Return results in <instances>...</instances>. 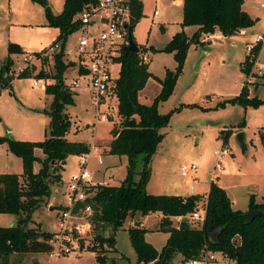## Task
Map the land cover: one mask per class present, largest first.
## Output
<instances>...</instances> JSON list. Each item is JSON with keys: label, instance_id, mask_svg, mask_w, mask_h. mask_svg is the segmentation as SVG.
<instances>
[{"label": "rangeland", "instance_id": "374dc122", "mask_svg": "<svg viewBox=\"0 0 264 264\" xmlns=\"http://www.w3.org/2000/svg\"><path fill=\"white\" fill-rule=\"evenodd\" d=\"M46 1L53 13L57 14L61 11L63 0ZM140 2L142 13L131 30L133 39L140 49L143 45L149 44L160 48L167 42L171 33L180 27L185 34H191L193 24L182 26L179 24L182 13L181 5L176 0H140ZM260 2L264 0H242L241 7L254 18L253 24L243 28L242 31L232 35L211 37L201 42L191 41L188 45L181 72L175 80L171 93L157 105L159 113L170 112V115L168 124L160 129L164 136L149 161V175L145 184L148 193L182 195L196 191L201 193L206 191L209 180L213 179L234 191L233 195L237 198L236 205L239 209H245L247 196L250 193L259 198L258 191L250 189L249 185L261 188L264 183V147L260 140V133L264 130V103L244 106L228 102L227 99L237 95L245 82L244 73L239 67L246 54L245 41L253 39L256 32L264 30V7L259 5ZM153 10L157 11L156 14H153ZM57 32V26L46 23L43 7L36 0H0V64L5 63L8 58L13 60L9 68L12 82L5 89L0 86V136L5 135L6 130H12V137L18 140L36 141L47 136L46 110L52 97L42 91V86L32 85V79H36V76L16 77V74L24 67L33 68L32 74L39 68L47 75L53 72L52 56L34 60V54L49 48ZM76 35L77 32H71L64 43L62 60L74 62L63 72L62 81L66 85L78 76L76 74L78 61L73 50ZM8 42L17 43L22 52L8 53ZM56 44L59 48V41ZM145 55H148L147 69L153 76H149L144 87L137 92V97L141 103L149 104L159 91V84L154 76L162 77L165 68L173 70L175 61L171 52L148 51ZM257 63L264 64V49ZM117 71L118 65L114 64L111 67L113 77L117 76ZM40 79L44 81L43 78ZM245 88L247 97L256 96L264 99L260 76L255 78L252 84L248 83ZM72 89V103L65 106V112L70 119L66 138L91 147L86 169L92 175V184L119 185L126 174V157L105 152L110 140L109 129L112 126L119 127V116L115 115L112 120L105 122H95L91 97L84 83L80 82ZM175 107L179 109L171 111ZM225 130L229 131L223 144L222 135ZM238 134H241V142L237 138ZM241 143L244 150H241ZM222 145L226 147L228 154L221 162L222 172L217 173L213 171V151L218 150ZM7 154L17 160V157L11 153ZM34 155L38 158L43 157L39 149L34 150ZM10 160L0 155V172L16 173V161L12 159L13 161L10 162ZM77 161L76 155L69 154L62 169L59 170L60 181H54L52 177L49 179L50 191L55 197V200H52L54 205L50 209L46 207L48 196L43 198L31 213V219L38 223L42 230L56 229V211L61 203H65L66 182L70 174L77 172ZM178 164H194L196 180L182 177L179 174ZM39 166V162L34 161L33 171H37ZM140 168L141 155L136 159L135 170L139 171ZM18 173H21V169ZM16 219L15 214L0 213V226H11L15 224ZM131 220L132 218L127 216L121 227L114 231L113 249L105 253L106 264H135V253L126 230ZM157 220L153 213L141 218L145 227L144 240L159 249L166 234L156 230ZM182 221L190 226H199L197 221L191 220L187 215L183 216ZM172 222L173 225L176 224V220ZM109 232V227L105 225L102 234L107 235ZM89 236L90 234L82 236L84 239L78 244L79 249L75 244L74 249L67 254L51 258L45 253H40L35 258L44 264L51 262L97 264L94 252L81 248L84 241L92 244ZM102 246L109 248L105 244ZM27 258L24 255L20 256L19 253H13L8 261L11 264H26L28 261L32 264L36 263ZM179 258V254L175 253L170 264H175ZM224 258L228 257L224 256ZM19 260H22V263ZM219 264H235V262L232 259H225Z\"/></svg>", "mask_w": 264, "mask_h": 264}, {"label": "trees", "instance_id": "16d2710c", "mask_svg": "<svg viewBox=\"0 0 264 264\" xmlns=\"http://www.w3.org/2000/svg\"><path fill=\"white\" fill-rule=\"evenodd\" d=\"M36 1L43 7L46 23L58 27V32L50 43L52 45L59 41V48L52 55L53 72L47 75L39 68L32 74L33 68L24 67L16 77L34 75L44 79L43 91L52 97L46 110L48 134L36 141L0 136V144H5L6 150L18 157L21 163V173L0 172V213L17 215L15 224L0 226V264H11L8 259L13 253H44L50 249L48 239L51 231L42 230L31 219V213L43 198L49 196V179L52 177L54 181H60L59 170L66 157L69 154L78 156L89 152L87 144L70 141L65 137L70 128L65 106L72 103L73 91L70 85L64 84L62 77L64 70L74 62H64L62 57L67 35L81 27L74 15L91 0H63L61 11L57 14L51 11L46 0ZM241 2L242 0H181L180 25L197 26L190 36L179 29L161 48H153L149 44L147 48L142 46L140 49L137 46V50L132 51L126 46L116 59L119 67L114 82L120 120L118 128L112 126L109 129L107 152L126 157V174L119 185L93 184L86 188L84 203H88L92 210V244H87L85 249L94 252L97 264H106L105 252L113 249V233L121 227L124 219L134 213L143 216L149 212L161 214L157 230L167 236L164 244L157 250L144 240V228L137 223L127 227L128 238L135 253V264H170L175 253L180 257L175 264H181L197 255L204 245L222 252L228 259L234 260L235 264H264V197L260 202H255L253 195L249 194L246 211L256 210L258 213L247 219L243 216V211L231 207L226 191L211 179L206 192L204 220L198 227L187 224V229H178L173 225L172 217L192 213L201 194H152L145 190L149 161L164 136L160 129L168 124L170 115V112L159 113L158 103L171 93L191 41L201 42L199 36L202 33L216 30L222 35H232L253 24L254 18L241 7ZM130 11V24L133 26L142 13L140 0H130ZM43 50L45 49L39 52ZM146 50L171 52L175 66L173 70L165 68L161 78L154 76L159 84V91L149 104H142L137 100V92L144 87L149 76H153L147 69V61H142L140 57ZM259 50L260 46H257L255 55ZM7 52L21 53L22 50L17 43L8 42ZM39 52L34 55L37 56ZM246 57L244 55L239 63L244 74L249 66ZM245 61L247 64L242 68L241 63ZM11 65L10 58L0 64L2 88L9 86L12 78L9 74ZM77 71L83 72L81 66H77ZM260 77L264 94V72ZM47 78L50 81L47 82ZM245 87L242 85L237 95L227 101L244 106L264 103V99L256 96L247 97ZM178 109L175 107L171 111ZM228 131L225 130L222 135L223 144ZM260 140L264 147V130L260 133ZM34 149H39L43 157L35 156ZM241 150H244L242 143ZM139 155L141 168L136 171L135 163ZM34 161L40 164L37 171L32 169ZM105 225L111 229L108 236L102 234ZM212 232H216L214 242L208 239ZM103 244L109 248H104Z\"/></svg>", "mask_w": 264, "mask_h": 264}, {"label": "built area", "instance_id": "2783aa9c", "mask_svg": "<svg viewBox=\"0 0 264 264\" xmlns=\"http://www.w3.org/2000/svg\"><path fill=\"white\" fill-rule=\"evenodd\" d=\"M264 7V2H260ZM157 11L153 10L155 14ZM130 0H91L88 1L74 18L81 23V27L73 32H77L74 52L77 57V65L81 66L83 72H77L70 87H77L83 82L90 94L94 109L95 122H105L112 120L117 115V99L115 93V78L111 74V67L119 64L117 58L121 51L127 46V26L131 23ZM264 44V30L256 32L253 39L244 44L248 68L245 71V82L243 85L253 83L255 78L264 72V64L257 63V55L254 50L257 46ZM53 45V46H52ZM49 48L41 51L35 56L34 60L52 56L57 50V44L53 43ZM56 49V50H55ZM142 61H146L145 53L140 55ZM30 63L31 60L28 59ZM250 63V64H249ZM246 61L241 63L245 68ZM44 81L40 78L32 79V85L43 86ZM215 162L213 171L221 172V159L228 154L223 145L213 152ZM88 153L78 155V170L68 176L66 182V192L64 193L65 203L56 211L57 226L51 232L48 239L50 249L44 252L48 257L55 258L59 255L67 254L74 249V245L79 249L82 236H87L92 231L91 206L84 203L86 198V188L93 185L92 175L86 169ZM179 174L185 178L195 181L196 166L194 164H179ZM206 193L201 195L196 207L188 217L201 223L205 217ZM84 203V204H83ZM82 204V205H81ZM183 217V216H180ZM90 231V233H89ZM89 242L81 248H86ZM82 246V245H81ZM80 248V249H81ZM225 254L220 251L212 250L206 245L188 261L189 264H219L223 263ZM226 257V256H225ZM50 264H54L51 262Z\"/></svg>", "mask_w": 264, "mask_h": 264}, {"label": "crops", "instance_id": "0c3cea01", "mask_svg": "<svg viewBox=\"0 0 264 264\" xmlns=\"http://www.w3.org/2000/svg\"><path fill=\"white\" fill-rule=\"evenodd\" d=\"M176 2H178V3H180V5H181V0H176ZM154 14V13H153ZM156 14V13H155ZM181 20V19H180ZM180 20H179V24H180ZM196 25H193V28H192V30H191V33L196 29ZM181 28V27H180ZM180 28H177V29H175L172 33H171V35L176 31V30H179ZM183 28V27H182ZM131 30H132V28H131ZM243 30V29H242ZM241 30V31H242ZM171 35H170V37H171ZM187 35V34H186ZM191 35V34H190ZM189 34L187 35V36H190ZM219 35H222V34H220L217 30L216 31H214V32H212V33H202L200 36H199V39L201 40V41H203V40H209V38H211V37H215V36H219ZM133 36V35H132ZM169 37V38H170ZM248 41V40H247ZM246 42V41H245ZM136 43V42H135ZM150 45H152V44H150ZM143 46H145V48H146V46L147 45H143ZM153 46V48H156V46H154V45H152ZM160 48H161V46H160ZM158 49V48H157ZM264 49V44L263 45H261V48H260V50H259V52H258V54H257V59H259V57H260V53H261V51ZM149 50H146V52H145V54H147V52H148ZM148 55H146V58L148 59V57H147ZM147 59H146V61H147ZM12 62H13V60H11ZM72 62H73V60H72ZM149 71V70H148ZM77 70H76V74H77ZM150 72V71H149ZM157 77V76H156ZM76 77H74V79H75ZM158 78H161V77H158ZM12 81H9V86H10V83H11ZM70 83V82H69ZM69 83H68V85H69ZM44 84H45V81H44ZM44 84H43V86L41 87L42 88V91H43V88H44ZM33 86H39V85H33ZM8 87V86H7ZM7 87H4L3 89H5V88H7ZM71 90H73L72 88H70ZM87 90V89H86ZM137 100H138V97H137ZM138 102L139 103H141L139 100H138ZM142 104H144V103H142ZM12 134H13V131L12 130H6V134L5 135H3V136H9V137H11V138H14V137H12ZM65 137H66V135H65ZM14 139H17V138H14ZM21 140H23V139H21ZM25 140V139H24ZM160 143V142H159ZM3 145L5 146V144H0V155H4L5 156V158L6 159H11L10 160V162H12L13 160L14 161H16V173L18 174V171L21 169V163H20V159L17 157V160H16V158L14 159V158H10V156H8V154L7 153H10L9 151H7L6 150V148L5 147H3ZM158 146V145H157ZM224 146V145H223ZM89 149H91V147H89ZM108 149V148H107ZM156 149H157V147H156ZM156 149H155V151H156ZM35 150V149H34ZM155 151H154V153H155ZM215 151V150H214ZM213 151V152H214ZM106 153H108L107 152V150L105 151ZM153 153V154H154ZM152 154V155H153ZM13 155V154H12ZM88 155L90 156V154H89V152H88ZM152 155H151V157H152ZM88 156V157H89ZM226 155H224L223 157H222V159H221V162H222V160H223V158L225 157ZM16 157V156H15ZM76 157H77V155H76ZM39 158H42V157H39ZM13 159V160H12ZM151 160V159H150ZM214 162H215V156H214ZM214 162H213V164H214ZM4 166H6V165H4ZM178 166H179V164H178ZM32 167H33V165H32ZM221 172H222V169H221ZM60 179H61V177H60ZM211 180V179H210ZM209 180V181H210ZM213 180V179H212ZM214 181V180H213ZM215 182V181H214ZM217 185H219L220 187H222L225 191H226V193H227V196L229 197V199H230V203H231V207L233 208V209H239V207H237V203H236V201H237V198L233 195L234 194V191L232 190H230L229 188H227L225 185H223L222 183H218V182H215ZM100 184H104V183H100ZM208 184H209V182H208ZM230 188H232V187H230ZM249 188L250 189H252V190H255V192H257L258 191V194H259V198L257 199L255 196H254V194H252V193H250V194H252L253 195V198H254V201L255 202H260L261 200H262V198L264 197V183H263V185L261 186V188L260 187H258V186H256V185H249ZM233 189V188H232ZM207 190H208V185H207V189H206V191H204V192H193V193H191V194H204V193H206L207 192ZM147 192H149V191H147ZM175 195H182V194H175ZM186 195H190V194H184V195H182V196H186ZM51 196V197H50ZM249 196V195H248ZM248 196H247V199H248ZM55 197L54 196H52V194H51V191H50V194H49V197L47 198V204H46V207L48 208V209H50L51 207H52V205H54L53 204V202H52V200H55L54 199ZM246 208H247V201H246V207H245V209H239V210H241V211H243V212H245L246 211ZM151 213H153L156 217H157V221L159 222V219H160V217H161V214L159 213V212H149L148 214H151ZM148 214H146V215H148ZM146 215H139L138 213H134V214H132L130 217L132 218V220H131V222H130V226H132V225H134V224H138V226H140V227H142V228H145L144 226H143V224H142V221H141V218H143V217H145ZM136 217V219H133V218H135ZM182 218L183 217H180V216H175V217H172V221L173 220H176V224L174 225V226H176V227H178V225L181 223V222H184V221H182ZM109 227V226H108ZM157 227L158 226H156V230H157ZM109 229H110V227H109ZM52 232V231H51ZM161 232V231H160ZM111 233V229H110V232H109V234ZM164 233V232H163ZM109 234H107V235H105V236H108ZM166 234V233H165ZM166 236H167V234H166ZM165 239H166V237H165ZM165 239H164V241H165ZM163 244H164V242H163ZM162 244V245H163ZM161 245V246H162ZM114 246V245H113ZM106 247H108V246H106ZM113 248V247H112ZM155 248V247H154ZM155 249H157V248H155ZM160 249V248H159ZM159 249H157V250H159ZM110 250H112V249H110ZM109 251V250H108ZM106 253V252H105ZM15 254V253H14ZM37 254H40V253H20L19 255L20 256H22V255H24V257L26 258V257H28L29 259H32L34 262H36L35 264H44L43 262H41V261H38L37 260V258H35V256L37 255ZM10 256V255H9ZM27 258V259H28ZM28 259V260H29ZM226 260H228V258L226 259ZM19 262L20 263H22V260H19ZM26 264H32L31 263V261H28V263H26Z\"/></svg>", "mask_w": 264, "mask_h": 264}, {"label": "water", "instance_id": "95a60500", "mask_svg": "<svg viewBox=\"0 0 264 264\" xmlns=\"http://www.w3.org/2000/svg\"><path fill=\"white\" fill-rule=\"evenodd\" d=\"M131 28H132V24H129L127 26V34H126V39H127V49L128 50H132V51H136L137 50V45L133 39L132 36V32H131ZM238 140L241 142L242 138H241V134L237 135ZM258 212L256 210H251V211H245L243 212V216L247 219H250L251 217H253L255 214H257ZM178 229H187V223L185 222H181L178 227ZM216 237V232H212L209 234L208 239L210 242H214V239Z\"/></svg>", "mask_w": 264, "mask_h": 264}]
</instances>
